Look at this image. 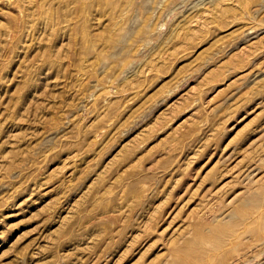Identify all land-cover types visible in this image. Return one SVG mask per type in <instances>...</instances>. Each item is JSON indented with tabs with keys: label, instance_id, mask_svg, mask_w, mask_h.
<instances>
[{
	"label": "rangeland",
	"instance_id": "rangeland-1",
	"mask_svg": "<svg viewBox=\"0 0 264 264\" xmlns=\"http://www.w3.org/2000/svg\"><path fill=\"white\" fill-rule=\"evenodd\" d=\"M0 264H264V0H0Z\"/></svg>",
	"mask_w": 264,
	"mask_h": 264
}]
</instances>
